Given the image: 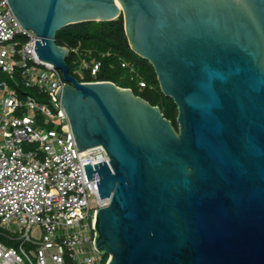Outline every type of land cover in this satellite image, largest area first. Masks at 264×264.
<instances>
[{
	"label": "water",
	"instance_id": "95a60500",
	"mask_svg": "<svg viewBox=\"0 0 264 264\" xmlns=\"http://www.w3.org/2000/svg\"><path fill=\"white\" fill-rule=\"evenodd\" d=\"M60 69L56 90L83 164L108 203L95 213L107 264H264V0H8ZM122 15L130 47L177 106L69 73L65 25Z\"/></svg>",
	"mask_w": 264,
	"mask_h": 264
},
{
	"label": "built area",
	"instance_id": "2783aa9c",
	"mask_svg": "<svg viewBox=\"0 0 264 264\" xmlns=\"http://www.w3.org/2000/svg\"><path fill=\"white\" fill-rule=\"evenodd\" d=\"M38 39L0 0V223L8 230H0V264H107L110 255L94 245V223L109 199L99 196L98 173L87 180L83 164L109 158L102 145L77 148L55 93L65 81L60 69L38 58ZM99 64L84 66L94 74ZM27 89L54 109L20 93ZM41 115L53 127L39 126Z\"/></svg>",
	"mask_w": 264,
	"mask_h": 264
},
{
	"label": "trees",
	"instance_id": "16d2710c",
	"mask_svg": "<svg viewBox=\"0 0 264 264\" xmlns=\"http://www.w3.org/2000/svg\"><path fill=\"white\" fill-rule=\"evenodd\" d=\"M55 43L69 49L65 58L68 70L79 81L109 80L120 87L130 88L134 95L158 106L177 130V106L161 91L152 64L130 47L121 14L111 20H87L65 25L55 32ZM91 60L100 63L98 71L92 74L91 65L84 66L83 75L78 77L74 67ZM140 82L144 85L141 86ZM20 93L28 92L20 90ZM32 95L41 97L35 90Z\"/></svg>",
	"mask_w": 264,
	"mask_h": 264
},
{
	"label": "rangeland",
	"instance_id": "374dc122",
	"mask_svg": "<svg viewBox=\"0 0 264 264\" xmlns=\"http://www.w3.org/2000/svg\"><path fill=\"white\" fill-rule=\"evenodd\" d=\"M84 65L82 63H78L76 67H74V72H76V75L78 77H81L84 73ZM3 75L0 74V79H3ZM29 94H33V89H27L26 90ZM36 100L45 104L46 106H48L50 109H54V105L53 103L50 102V100L46 97H36ZM37 124L39 126H43V128H49V127H53L54 124H50V121L47 117L45 116H38L37 117ZM12 228H16V226H12ZM0 230H3V231H8L7 229H4L2 226H1V223H0ZM7 244H9L8 242H5Z\"/></svg>",
	"mask_w": 264,
	"mask_h": 264
}]
</instances>
